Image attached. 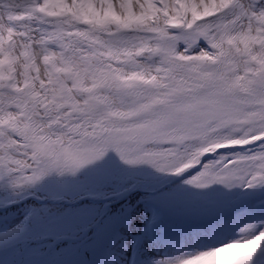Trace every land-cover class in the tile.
Listing matches in <instances>:
<instances>
[{
  "label": "snow or ice",
  "instance_id": "snow-or-ice-1",
  "mask_svg": "<svg viewBox=\"0 0 264 264\" xmlns=\"http://www.w3.org/2000/svg\"><path fill=\"white\" fill-rule=\"evenodd\" d=\"M0 264H264V0H0Z\"/></svg>",
  "mask_w": 264,
  "mask_h": 264
}]
</instances>
